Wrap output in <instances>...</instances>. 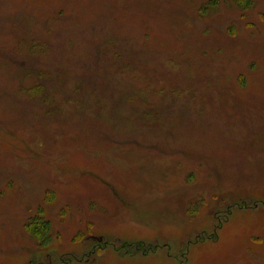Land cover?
<instances>
[{
  "label": "rangeland",
  "instance_id": "374dc122",
  "mask_svg": "<svg viewBox=\"0 0 264 264\" xmlns=\"http://www.w3.org/2000/svg\"><path fill=\"white\" fill-rule=\"evenodd\" d=\"M0 264H264V0H0Z\"/></svg>",
  "mask_w": 264,
  "mask_h": 264
},
{
  "label": "trees",
  "instance_id": "16d2710c",
  "mask_svg": "<svg viewBox=\"0 0 264 264\" xmlns=\"http://www.w3.org/2000/svg\"><path fill=\"white\" fill-rule=\"evenodd\" d=\"M42 78L45 79V76L41 75L39 80H42ZM52 78V77H51ZM42 84H45V85H48L50 84V86L53 84L51 83V81H48V79H45V81L43 80L42 81ZM44 85H41L40 83H38L35 88L33 89L32 92H34L35 94L34 97H37L39 98L40 101H43V102H51L50 101V97L48 96V91H45V89L43 88ZM45 87V86H44ZM45 92V93H44ZM46 229V228H45ZM45 229H42V230H45ZM38 231H40V229H38ZM48 231H45V234H47Z\"/></svg>",
  "mask_w": 264,
  "mask_h": 264
},
{
  "label": "flooded vegetation",
  "instance_id": "af4514ba",
  "mask_svg": "<svg viewBox=\"0 0 264 264\" xmlns=\"http://www.w3.org/2000/svg\"><path fill=\"white\" fill-rule=\"evenodd\" d=\"M106 246V245H105Z\"/></svg>",
  "mask_w": 264,
  "mask_h": 264
}]
</instances>
